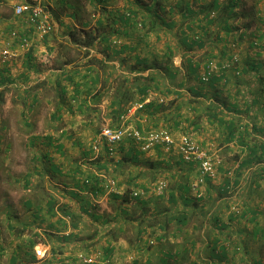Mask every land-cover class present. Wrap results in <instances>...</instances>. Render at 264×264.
Wrapping results in <instances>:
<instances>
[{"label": "crops", "instance_id": "crops-1", "mask_svg": "<svg viewBox=\"0 0 264 264\" xmlns=\"http://www.w3.org/2000/svg\"><path fill=\"white\" fill-rule=\"evenodd\" d=\"M0 1L8 50L0 56V170L23 178L18 199L0 182V205H27L23 215L0 213V264H83L80 255L94 250L108 264H263L264 0H240L243 14L227 24L202 21L203 0L183 1L198 14L186 22L177 1L163 2L175 24L162 33L139 29L146 17L135 0ZM23 2L49 12L54 28L43 40L14 16ZM194 33L201 47L190 43ZM234 55V67L200 80L206 60ZM148 94L138 130L190 135L219 161L202 197L190 190L196 166L175 148L142 150L126 139L113 154H93L101 127ZM160 177L168 186L157 195ZM31 243L47 256L36 257Z\"/></svg>", "mask_w": 264, "mask_h": 264}, {"label": "built area", "instance_id": "built-area-1", "mask_svg": "<svg viewBox=\"0 0 264 264\" xmlns=\"http://www.w3.org/2000/svg\"><path fill=\"white\" fill-rule=\"evenodd\" d=\"M2 2L0 1V7ZM15 17H24L25 22L34 31L38 40H43L49 33L53 31L54 24L47 9L39 3L23 2L16 4L13 8ZM127 16L133 17V15ZM213 16V15H212ZM139 28L141 24L137 25ZM8 37L13 41H18L22 47L29 46L30 39L17 31H10ZM195 38H198L197 36ZM8 50L2 47L0 41V56L6 57ZM237 56H232L228 61H216L209 59L202 65L200 73V80L204 83L208 82L214 74L228 70L237 63ZM151 95L148 94L144 101L136 102L124 109L119 115L118 121L115 125H104L99 130L97 136L92 141L91 150L94 155H97L101 150H105L109 154L116 152L117 148L124 140L129 139L140 145L142 150H149L156 146H164L166 148H175L185 163H192L197 168V177L191 182L190 190L197 198L202 197L199 190L207 181H213L218 175L219 161L215 156L200 147L190 135L182 134L179 137L174 135L166 129H157L146 132H141L133 125L136 113L141 110L146 102H150ZM107 191L114 190V181L107 180ZM168 186L167 179L158 178L151 187L152 192L161 195ZM230 189V187H228ZM202 191V190H201ZM139 195L138 191L132 193L133 197ZM241 209L238 205L231 208V213L239 214ZM35 256L44 258L47 252L43 247L35 250ZM80 260L83 264H108L104 259L103 254L99 250H94L90 253L80 255Z\"/></svg>", "mask_w": 264, "mask_h": 264}, {"label": "trees", "instance_id": "trees-1", "mask_svg": "<svg viewBox=\"0 0 264 264\" xmlns=\"http://www.w3.org/2000/svg\"><path fill=\"white\" fill-rule=\"evenodd\" d=\"M164 1L165 0H148L146 2L142 0H135L136 4L140 3L143 7L141 11L145 13L146 18L141 23V27L145 28L146 31L148 32L149 31H157V32L165 31L166 32V31L173 30V27L175 24L174 21H172L171 19L166 20L163 15V13H166V12L168 13V11L165 10L163 7ZM239 2L240 0H227L224 3H220L219 0H210V2H208L207 5L201 6V7H204V10L202 9L201 11H199L200 13L204 12L201 20L204 21L206 24H211L212 22H217L219 24L221 23L227 24L230 18H233V17L238 18L240 17L241 14H243V13H237L235 11V9L239 7V4H240ZM185 5L186 4H184L183 0L179 2L177 1L176 7H173V10L180 13L181 19L184 22L190 21V19H192L193 17L197 18L198 16L197 12L196 11L193 12L191 7H188L187 5L186 6ZM225 27L227 28V26ZM225 30H228V29H225ZM196 36L198 38H195ZM184 37H185L184 42H186V39H187L186 35ZM202 40H203L202 35L200 33H194L189 38L190 43L196 46L198 45L199 47L202 46ZM170 57L171 56H169V59ZM240 213H242V211ZM32 244L33 243H31V246Z\"/></svg>", "mask_w": 264, "mask_h": 264}, {"label": "rangeland", "instance_id": "rangeland-1", "mask_svg": "<svg viewBox=\"0 0 264 264\" xmlns=\"http://www.w3.org/2000/svg\"><path fill=\"white\" fill-rule=\"evenodd\" d=\"M142 1H146L147 2L148 0H142ZM174 1H178L179 2V0H165L164 3H172ZM183 1H185V0H183ZM203 1H204V6L207 5L208 2H210V0H203ZM222 1L225 2L226 0H222ZM250 1L251 0H249V2ZM78 2H79V5L82 6V7H92L91 5H89L88 0H78ZM251 5L252 4H250V3L248 4L247 3L245 7H250ZM261 5H262V2H261ZM99 7H102V5L99 4ZM239 7H243V4L240 3L239 4ZM171 15H172L171 13L168 14V17H172L175 14H173L172 16ZM251 17H253V16H251ZM261 17L264 18V10L262 12V16ZM173 18H174V16H173ZM169 19L170 18H167V20H169ZM180 27H181V24H180ZM143 29H144L143 30L144 32H147L145 28H143ZM160 33H162V32H160ZM177 35H178V32H177ZM171 58H172V56L170 57L169 60H171ZM237 59H238V57H237ZM172 61H174V60H172ZM216 61H218V60H216ZM175 63H177V62L175 61ZM235 64H237V63H235ZM234 65H233V67H234ZM177 79H178V76H175L171 80L174 81V82H176ZM10 167L17 168L19 166L15 164L13 166L11 165ZM9 169H11V168H9ZM0 173H2V175L0 177L3 178V180L0 181L1 184L3 185V187H4L3 190L5 191V186L6 187L7 186H10V189L9 188L8 189L12 193L11 195H13V198L14 199H18L19 198V195L22 194V192H21V189L22 188L20 187V185L23 182L22 172H19L17 170H14V171L11 170V171H8V172L7 171L5 172L3 170L2 171L0 170ZM32 177L33 176H31L30 178H32ZM31 186H34V183ZM35 186H36V184H35ZM232 206H234V205H232ZM232 206H231V208H232ZM231 208H230V212H231ZM6 209L9 210L12 215L19 216V215H23V213L25 212V209H27V205H23L22 203H20V204H18V203H12V204H8V205H5V204L4 205H0V213H4ZM32 249H33L34 254H35V250L38 249L37 245L33 246ZM41 259H43V258H41ZM263 264H264V261H263Z\"/></svg>", "mask_w": 264, "mask_h": 264}]
</instances>
